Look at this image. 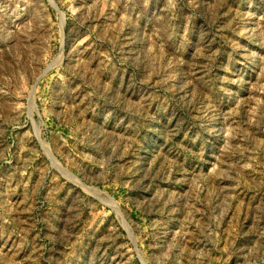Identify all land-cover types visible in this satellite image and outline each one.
Here are the masks:
<instances>
[{"label": "rangeland", "instance_id": "374dc122", "mask_svg": "<svg viewBox=\"0 0 264 264\" xmlns=\"http://www.w3.org/2000/svg\"><path fill=\"white\" fill-rule=\"evenodd\" d=\"M0 264H264V0H0Z\"/></svg>", "mask_w": 264, "mask_h": 264}]
</instances>
